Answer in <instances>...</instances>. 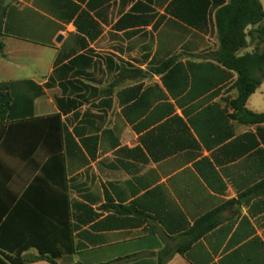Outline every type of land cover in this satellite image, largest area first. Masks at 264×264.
Returning a JSON list of instances; mask_svg holds the SVG:
<instances>
[{
  "label": "crops",
  "instance_id": "obj_1",
  "mask_svg": "<svg viewBox=\"0 0 264 264\" xmlns=\"http://www.w3.org/2000/svg\"><path fill=\"white\" fill-rule=\"evenodd\" d=\"M171 1L3 7L0 84L32 113L0 123V226L72 248L25 264H264V123Z\"/></svg>",
  "mask_w": 264,
  "mask_h": 264
},
{
  "label": "trees",
  "instance_id": "obj_2",
  "mask_svg": "<svg viewBox=\"0 0 264 264\" xmlns=\"http://www.w3.org/2000/svg\"><path fill=\"white\" fill-rule=\"evenodd\" d=\"M4 0H0V15ZM166 11L187 27L200 32L212 28L217 38L214 61L236 74L233 89L237 95L230 102L232 118L244 124L264 123V114H255L245 108L250 95L264 81V9L259 0H172ZM1 34V26H0ZM254 44L252 52L241 53ZM169 58L156 70L160 72L174 63ZM15 84H0V123L13 118H25L32 113V99L27 101L15 95ZM40 94V91H39ZM39 177V176H38ZM52 177H56L54 174ZM8 217L0 226V264H25L31 259L21 258L28 248H35L37 259L53 262L55 257L72 252L62 241L51 247L50 241L40 242L35 235L22 232L12 235ZM79 264V263H76Z\"/></svg>",
  "mask_w": 264,
  "mask_h": 264
},
{
  "label": "rangeland",
  "instance_id": "obj_3",
  "mask_svg": "<svg viewBox=\"0 0 264 264\" xmlns=\"http://www.w3.org/2000/svg\"><path fill=\"white\" fill-rule=\"evenodd\" d=\"M209 31V36H208V45L210 48L215 47L217 44V38L213 35L214 34V30L212 28L208 29ZM254 48V44H251L250 47H248L247 49H244L243 51H241V53H246V52H252Z\"/></svg>",
  "mask_w": 264,
  "mask_h": 264
},
{
  "label": "water",
  "instance_id": "obj_4",
  "mask_svg": "<svg viewBox=\"0 0 264 264\" xmlns=\"http://www.w3.org/2000/svg\"><path fill=\"white\" fill-rule=\"evenodd\" d=\"M10 0H4L3 4H2V7H5L6 4L9 2ZM60 40V38H58V41Z\"/></svg>",
  "mask_w": 264,
  "mask_h": 264
}]
</instances>
